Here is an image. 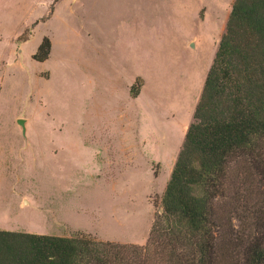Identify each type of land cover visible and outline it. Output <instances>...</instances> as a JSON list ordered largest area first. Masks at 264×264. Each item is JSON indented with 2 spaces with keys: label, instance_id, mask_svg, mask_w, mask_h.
<instances>
[{
  "label": "rangeland",
  "instance_id": "obj_1",
  "mask_svg": "<svg viewBox=\"0 0 264 264\" xmlns=\"http://www.w3.org/2000/svg\"><path fill=\"white\" fill-rule=\"evenodd\" d=\"M232 2L0 0V229L144 245Z\"/></svg>",
  "mask_w": 264,
  "mask_h": 264
},
{
  "label": "trees",
  "instance_id": "obj_2",
  "mask_svg": "<svg viewBox=\"0 0 264 264\" xmlns=\"http://www.w3.org/2000/svg\"><path fill=\"white\" fill-rule=\"evenodd\" d=\"M263 189L264 0H233L145 244L0 229V264H264Z\"/></svg>",
  "mask_w": 264,
  "mask_h": 264
},
{
  "label": "water",
  "instance_id": "obj_3",
  "mask_svg": "<svg viewBox=\"0 0 264 264\" xmlns=\"http://www.w3.org/2000/svg\"><path fill=\"white\" fill-rule=\"evenodd\" d=\"M17 122L21 125L22 134L25 135V126L23 125L22 119H18Z\"/></svg>",
  "mask_w": 264,
  "mask_h": 264
},
{
  "label": "crops",
  "instance_id": "obj_4",
  "mask_svg": "<svg viewBox=\"0 0 264 264\" xmlns=\"http://www.w3.org/2000/svg\"><path fill=\"white\" fill-rule=\"evenodd\" d=\"M60 236H65V235H60Z\"/></svg>",
  "mask_w": 264,
  "mask_h": 264
}]
</instances>
